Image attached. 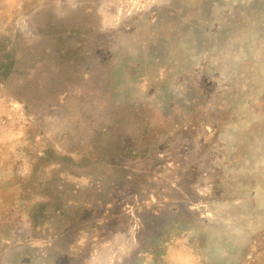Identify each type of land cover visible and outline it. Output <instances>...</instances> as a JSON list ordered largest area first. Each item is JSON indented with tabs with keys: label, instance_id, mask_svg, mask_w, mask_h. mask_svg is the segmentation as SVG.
Returning a JSON list of instances; mask_svg holds the SVG:
<instances>
[{
	"label": "rangeland",
	"instance_id": "rangeland-1",
	"mask_svg": "<svg viewBox=\"0 0 264 264\" xmlns=\"http://www.w3.org/2000/svg\"><path fill=\"white\" fill-rule=\"evenodd\" d=\"M0 48V264H264V0H0Z\"/></svg>",
	"mask_w": 264,
	"mask_h": 264
},
{
	"label": "trees",
	"instance_id": "trees-1",
	"mask_svg": "<svg viewBox=\"0 0 264 264\" xmlns=\"http://www.w3.org/2000/svg\"><path fill=\"white\" fill-rule=\"evenodd\" d=\"M3 48H0V82L3 81L10 72V66L5 64L4 58L2 57Z\"/></svg>",
	"mask_w": 264,
	"mask_h": 264
},
{
	"label": "crops",
	"instance_id": "crops-1",
	"mask_svg": "<svg viewBox=\"0 0 264 264\" xmlns=\"http://www.w3.org/2000/svg\"><path fill=\"white\" fill-rule=\"evenodd\" d=\"M57 238H59V236L57 237ZM48 242V241H47ZM51 243V242H50Z\"/></svg>",
	"mask_w": 264,
	"mask_h": 264
}]
</instances>
